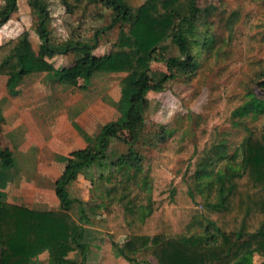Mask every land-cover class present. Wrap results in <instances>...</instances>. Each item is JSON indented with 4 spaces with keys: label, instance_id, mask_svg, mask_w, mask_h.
<instances>
[{
    "label": "trees",
    "instance_id": "1",
    "mask_svg": "<svg viewBox=\"0 0 264 264\" xmlns=\"http://www.w3.org/2000/svg\"><path fill=\"white\" fill-rule=\"evenodd\" d=\"M68 13L78 18H97L103 9L114 13L112 22L98 29L93 43L55 42L52 16L46 0H30L42 17L36 31L41 44L36 50L28 30L0 44V75L8 76L14 91L25 75L53 72L70 85L80 79L89 82L99 71L141 72L132 81V93L124 114L106 123L93 144L70 152L55 192L61 208L38 210L0 199V264H32L48 251L56 264H87L90 250L87 235L92 232L70 211L76 202L68 190L79 174L107 158L110 139L127 144L140 140L145 123L147 96L161 91L176 70L192 72V57H170L168 70L156 80L144 72L154 61L163 42L173 36L187 38L185 29L196 26L202 9L198 0H145L133 7L126 0H60ZM208 9L206 11L208 12ZM18 10V0H4L0 6V28ZM240 13L234 10L227 23L228 43L240 42L245 34L237 29ZM118 27L117 39L109 53L98 55L99 34ZM208 32V30H207ZM209 39V36H206ZM82 51L76 62L58 69L51 61L57 54ZM260 96L245 102L243 109L262 111L258 123L247 129L233 153L218 127L202 133L203 147L192 154V171L181 186L160 180L153 174L151 191L139 184L142 170L135 152L121 155L114 181H103L106 221L119 254L132 264H263L264 259V78L258 81ZM228 115V112H227ZM123 137V138H122ZM0 159L14 165V152L0 145ZM137 215L138 218L131 216ZM80 252L81 259L69 257Z\"/></svg>",
    "mask_w": 264,
    "mask_h": 264
},
{
    "label": "rangeland",
    "instance_id": "2",
    "mask_svg": "<svg viewBox=\"0 0 264 264\" xmlns=\"http://www.w3.org/2000/svg\"><path fill=\"white\" fill-rule=\"evenodd\" d=\"M46 1L52 16L55 42L93 43L96 31L114 18V13L107 9H103L97 18H78L68 13L60 0ZM183 3L187 8L189 1L183 0ZM3 4L4 0H0V6ZM198 4L202 14L196 26L192 24L185 29L187 38L173 36L163 42L156 59L144 68L148 76L159 80L164 73H171L168 70L170 57L186 59L190 55L192 72L188 68L176 70V77L167 79L161 91L148 94L145 123L137 143L129 145L124 139L112 137L107 158L80 173L68 187L76 199L73 214L90 230L100 228L105 234L111 231L106 221L103 181H114L120 167L116 162L121 155L132 150L139 159L142 158L138 181L146 190L151 191L154 173L160 180L178 187L194 171L189 170V162L192 154L203 147L205 130L218 127L233 153L247 129L261 119L262 111L243 109V106L250 98L262 93L258 81L264 78V0H198ZM234 10L240 13L237 29L245 34V38L230 44L227 23ZM41 19L30 0H18V10L0 28V44L28 30L38 50L42 41L36 28ZM117 35L118 27L101 31L100 45L94 52L98 55L109 53ZM206 36H209L208 40ZM80 55L77 50L68 51L51 60L56 68L62 69L73 65ZM140 73L99 71L89 82L80 79L75 87L56 75L59 83L50 80L52 72L48 77L42 73L27 74L21 84L22 95L16 99L18 109L14 116L13 105L6 104L12 107L10 115L15 120L5 117L0 122V145L14 150L18 158L11 167H6L0 159V198L22 200L27 193L37 203L49 202L53 207V190L48 186L42 191L32 188L36 177L46 178V182L54 181L53 178L63 173L72 150L93 144L94 136L106 123L119 119L129 105L132 81ZM4 78L0 77V98L6 93ZM62 102L68 105L63 111L59 107ZM5 111L4 106L1 107V117ZM80 126L87 129L84 135ZM23 138H37V141L28 142ZM75 138L83 139L78 142ZM47 148L54 150V160L47 158ZM31 160L38 166L30 172ZM51 168L55 170L54 176L40 174L41 169L49 172ZM25 172L30 174L24 175ZM23 188L28 189L24 191ZM131 217L138 218L137 215ZM106 236L105 241L115 239L119 244L126 239L124 235L113 239ZM45 253L47 251L40 254H43L40 260L47 263ZM254 261L262 263L264 259L255 254Z\"/></svg>",
    "mask_w": 264,
    "mask_h": 264
},
{
    "label": "crops",
    "instance_id": "3",
    "mask_svg": "<svg viewBox=\"0 0 264 264\" xmlns=\"http://www.w3.org/2000/svg\"><path fill=\"white\" fill-rule=\"evenodd\" d=\"M132 1L133 2H129L127 0V2L129 3V5H131V6L134 5L133 7H137L138 5H140L141 3H143L145 0H132ZM77 51H78V53H81V55H82V51H80V50H77ZM41 73L47 75V77H48V75H50L51 72H35V73H32V74H41ZM32 74H30V75H32ZM0 77L1 78L2 77H5L4 79L6 81V93L3 94L4 96L0 98V117H1V107L4 106V109H6V111H5V115H2V117L0 119V122L3 121V120H5V117H7L6 119H9L10 118L11 121H14L15 120V119H13L14 117L12 118L11 115H10V113H11V109L10 108H12L10 106L13 105L12 113H13V116H14V114L16 112L15 109L16 108L18 109V105L16 103L17 102L16 99L19 97V95L20 96L22 95V90H21V87L22 86H21V84H23L25 78L28 77V75H25V77L23 78V80L17 85V87L15 88L14 91H10L8 89V87H7L8 76H6V75H0ZM50 80H52V81L55 80L57 83H59L58 80L55 77V74L53 72H52V77H51ZM8 102L10 103V106H6V104ZM29 106H30V108H32V106L30 104H29ZM67 106H68L67 103L64 104V102H62L59 107L61 108V111H63V109L66 108ZM22 110H23V108L21 106L20 112ZM84 127H86V126H84ZM81 128L83 129V135H84L87 132V129L85 128L86 129L85 130L83 127H81ZM11 131H16V130L14 128H11ZM99 132H100V130H99ZM99 132L94 136L93 143H94L97 135L99 134ZM13 139H19V138H13ZM82 139L83 138H75V141H78L79 142ZM23 140L24 141H28V142L29 141L31 142V140H32L33 142H36L37 141V138H23ZM83 147H86V146L83 145L80 148H83ZM13 152H14V163H15L18 158H17L14 150H13ZM47 152H49L48 155H47V158L53 159L54 158V150L51 149V148H47ZM28 153H29L28 155H32L33 156L32 152H28ZM30 163H32V166H31V169H30V172H31L38 165L36 163H34V161H32V160H31ZM65 164H67V162ZM65 166L66 165H64L63 168H65ZM54 171H55L54 168H51V170H49V172L46 169H41L40 170V174H42L44 176H46V174H49V176H54L53 175L54 174L53 173ZM30 172H28V173L30 174ZM26 173L27 172H25L24 175H29L28 173L27 174ZM56 174L59 175L60 172H58ZM58 178L59 177H57V178L55 177V178H53L54 181H51V182L48 181V182H46L45 181L46 178H43V177H38L37 178L36 177V181L33 184V186L35 185V187H32L35 190L42 191V190L47 189V186H48V189L49 190H53L54 191L53 201L51 200V203L54 204L53 207H50L51 204H49V202H45V203H40L39 202V203H37L35 200L32 199V196L31 195H28L27 193L22 198V200L21 199L20 200L19 199H16V200L14 199V200H6V201H8L10 203H15V204L23 205V206H26V207H30V208H33V209H38V210H57V209H60L61 208V203H60V200H59V198H58V196L56 195V192H55L56 181H57ZM50 179L51 178L49 177V180ZM19 189H21V187H19L18 190ZM27 189L28 188H23L24 191H26ZM0 199H2V198H0ZM3 200H5V199H3ZM42 205H46V206H42ZM72 208H73V206H72ZM70 211L72 212V209ZM72 214H73V212H72ZM95 229L96 230H91L92 232H90V234L87 235V237H86V242H89L88 244L90 246V250L88 251V255H87V264H132L126 258H124L121 254H119L117 248L113 245V240H115V239L112 238L113 240H109V241H107V240L105 241L104 240L105 237H107L106 235H108L109 238H110V233H109L110 231L105 234V233H102L101 232V229L100 228H98V229L95 228ZM42 256H43V254L35 257L33 259V261H32V264H44L45 261H42L41 262V260H40V258H42ZM44 257H46V259L48 260V262L45 263V264H56L52 259L49 258V252L48 251H47V253H45V256ZM69 257L71 259L77 260V261H79L81 259L80 252H78V251H72L69 254ZM149 264H152V263H149Z\"/></svg>",
    "mask_w": 264,
    "mask_h": 264
}]
</instances>
